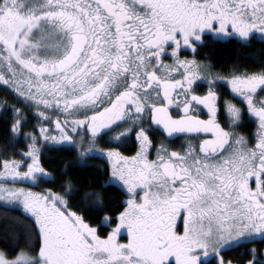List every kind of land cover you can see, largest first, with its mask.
<instances>
[{
  "label": "snow or ice",
  "instance_id": "snow-or-ice-1",
  "mask_svg": "<svg viewBox=\"0 0 264 264\" xmlns=\"http://www.w3.org/2000/svg\"><path fill=\"white\" fill-rule=\"evenodd\" d=\"M0 88V264H264V0H0Z\"/></svg>",
  "mask_w": 264,
  "mask_h": 264
},
{
  "label": "trees",
  "instance_id": "trees-1",
  "mask_svg": "<svg viewBox=\"0 0 264 264\" xmlns=\"http://www.w3.org/2000/svg\"><path fill=\"white\" fill-rule=\"evenodd\" d=\"M261 45L253 43L251 47L243 46L236 41H221L210 43L201 52L210 57L211 62L216 65L214 71L227 72L234 63L239 64L242 68L252 67L260 59L259 50ZM205 55L198 57L205 59ZM4 96V89L0 88V97Z\"/></svg>",
  "mask_w": 264,
  "mask_h": 264
},
{
  "label": "flooded vegetation",
  "instance_id": "flooded-vegetation-1",
  "mask_svg": "<svg viewBox=\"0 0 264 264\" xmlns=\"http://www.w3.org/2000/svg\"><path fill=\"white\" fill-rule=\"evenodd\" d=\"M182 55H186V56H190L191 53L190 52H185V53H182ZM229 70H227L228 72ZM227 72H222L220 71L221 74H227ZM183 137H180L179 139H175V140H170L168 141V143H172L174 144L175 146L179 147V145L181 144V142L183 141Z\"/></svg>",
  "mask_w": 264,
  "mask_h": 264
}]
</instances>
